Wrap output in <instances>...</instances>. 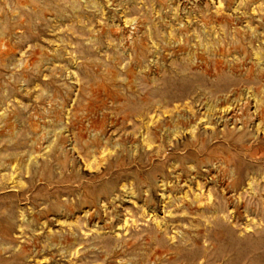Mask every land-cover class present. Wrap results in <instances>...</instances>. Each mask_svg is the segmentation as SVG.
<instances>
[{
	"label": "rangeland",
	"instance_id": "1",
	"mask_svg": "<svg viewBox=\"0 0 264 264\" xmlns=\"http://www.w3.org/2000/svg\"><path fill=\"white\" fill-rule=\"evenodd\" d=\"M0 264H264V0H0Z\"/></svg>",
	"mask_w": 264,
	"mask_h": 264
}]
</instances>
